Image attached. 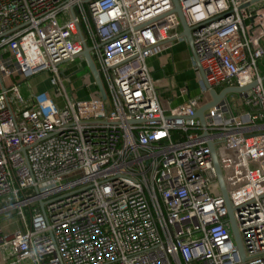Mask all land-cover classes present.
Here are the masks:
<instances>
[{
  "label": "built area",
  "instance_id": "obj_1",
  "mask_svg": "<svg viewBox=\"0 0 264 264\" xmlns=\"http://www.w3.org/2000/svg\"><path fill=\"white\" fill-rule=\"evenodd\" d=\"M179 3L205 78L166 108L147 59L186 38L173 0H0V214L24 221L0 222V264H264V0ZM85 47L107 98L86 60L74 95L62 64ZM45 71L52 90L24 97ZM227 81L255 84L202 124Z\"/></svg>",
  "mask_w": 264,
  "mask_h": 264
},
{
  "label": "rangeland",
  "instance_id": "obj_2",
  "mask_svg": "<svg viewBox=\"0 0 264 264\" xmlns=\"http://www.w3.org/2000/svg\"><path fill=\"white\" fill-rule=\"evenodd\" d=\"M62 65L68 69L69 73H73V75L71 76L73 87L75 88L81 87L75 90L74 95L82 98L87 97L90 93V90L92 89V86L83 87V83H87L91 81L89 77L90 75L87 71L88 67L85 64V59L79 56L74 61H68ZM259 66L262 73H264V58L259 60ZM48 75H49L48 72L45 71L37 74L36 76H33L35 77L36 80L35 82L31 81L32 77L19 82L20 90L22 91L24 97L29 99L37 92L50 89L52 85L50 86ZM184 76L188 81L190 91L191 92L199 91L200 79H202L200 70L194 69L193 67L188 68L184 72ZM230 83H232V81L223 82L222 84L215 85V87L218 90H221ZM67 84H68V91L71 93L72 90L71 85L69 84V82H67ZM57 99L59 100L58 97ZM227 100L233 112L235 114H238L241 111L238 104V102L241 103L240 93L237 91L228 92ZM78 174H80V172H72L68 175V177H75ZM26 212L29 215V208L26 209ZM0 222L2 223L6 233H10L20 228L21 229L24 228V221L22 220L21 215L17 213V210H11L6 213H1Z\"/></svg>",
  "mask_w": 264,
  "mask_h": 264
},
{
  "label": "crops",
  "instance_id": "obj_3",
  "mask_svg": "<svg viewBox=\"0 0 264 264\" xmlns=\"http://www.w3.org/2000/svg\"><path fill=\"white\" fill-rule=\"evenodd\" d=\"M154 78L160 80V99L166 108L182 102L187 95L196 94L189 89L188 81L184 72L193 67L195 69V58L191 45L187 38L173 40L170 48H165L148 59ZM35 82V77L31 78ZM51 86V84H50ZM187 87V92L183 88ZM52 90V87L50 89Z\"/></svg>",
  "mask_w": 264,
  "mask_h": 264
},
{
  "label": "water",
  "instance_id": "obj_4",
  "mask_svg": "<svg viewBox=\"0 0 264 264\" xmlns=\"http://www.w3.org/2000/svg\"><path fill=\"white\" fill-rule=\"evenodd\" d=\"M173 1H174V5H175L174 6V11L178 12L180 20H181V23H182V27H183L182 34L184 36H186V38L189 41V44L191 45V47L193 49L195 61H196L197 66H198V68L200 70L201 76L204 79L205 78L204 71H203V69L201 67V64L199 62L198 56H197L196 51L194 49V44H193L194 40H193V34H192V28L193 27L188 25V23H187V21L185 19L184 13H183V11L181 9L179 0H173ZM254 1H257V0H253V2ZM78 56H83L85 58V60L87 62V65H88L93 77L95 78V80L97 82V86L100 89L102 96L104 98H107V91H106L105 85H104V83L102 81V78H101V75H100V71L97 68V66L95 64V61L93 60V58L91 56L90 48L89 47H85L83 52L80 55H78ZM263 78H264V76H263ZM254 84H255V82L252 83V84H249L247 86L228 85V86H225L224 88H222L219 91L216 88L211 87L210 88V92L212 94L213 99L211 101L203 104L201 107H199L197 112H196V115L200 118L202 124H205V110L207 108H209L210 106L216 105L220 100L224 99L227 96L228 92H231V91L241 92L243 90H247V89L251 88ZM209 145H210V148H211V152H212L214 164H215L216 171H217V176H218V179H219V182H220V185H221L222 193H223V195L225 197L226 204L228 206L229 218H230V221H231L232 230H233V233L235 235L236 241H237V243L239 245V248L241 250L242 257L245 258L244 246H243V243H242V240H241V236H240V233L238 231V227H237V224H236V221H235V218H234V210H233V207H232V205L230 203V200H229V197H228V192H227V188H226V185H225L223 172L221 170V166L219 164V160H218L216 149H215V143L212 140H210L209 141Z\"/></svg>",
  "mask_w": 264,
  "mask_h": 264
}]
</instances>
